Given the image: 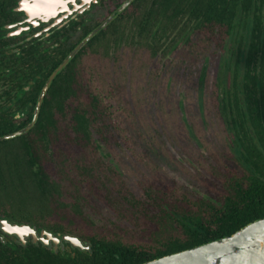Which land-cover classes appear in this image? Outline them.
<instances>
[{
    "label": "trees",
    "instance_id": "1",
    "mask_svg": "<svg viewBox=\"0 0 264 264\" xmlns=\"http://www.w3.org/2000/svg\"><path fill=\"white\" fill-rule=\"evenodd\" d=\"M135 14L134 38L76 56L35 125L0 141V212L91 249L7 241L3 264H140L264 216V0H151ZM53 69L3 93L0 135L31 122Z\"/></svg>",
    "mask_w": 264,
    "mask_h": 264
},
{
    "label": "flooded vegetation",
    "instance_id": "2",
    "mask_svg": "<svg viewBox=\"0 0 264 264\" xmlns=\"http://www.w3.org/2000/svg\"><path fill=\"white\" fill-rule=\"evenodd\" d=\"M125 1L127 0H0V111L2 115L3 106L6 104L3 93L10 90L17 96L19 92L29 94L35 91L38 89L37 82L40 81V76L43 77L51 68H54V71L84 40L86 41L74 52L68 63L76 56L86 58L88 55H104L106 44L120 37L121 39L128 37L129 40L134 38L136 8L141 14L148 8L151 0H137V4L136 0H132L104 27L99 28ZM149 31L147 26V32ZM92 33L93 35L90 36ZM137 34L141 36L140 31ZM148 39L150 37L146 36V41ZM24 100L25 103L21 106L34 105L27 98ZM20 104L21 102L12 103L13 106ZM29 112L35 113V109L34 111L29 109ZM15 117L27 120V112H17ZM3 135L5 134L0 137ZM0 152L3 167V148H0ZM3 217L5 216L0 212V264H3V244L7 241L22 242L25 245L31 241L41 242L43 246L52 249L40 239L34 240L32 234L26 235L23 242L18 235L5 232ZM62 246L68 248L66 244ZM61 248L59 246L57 251Z\"/></svg>",
    "mask_w": 264,
    "mask_h": 264
},
{
    "label": "water",
    "instance_id": "3",
    "mask_svg": "<svg viewBox=\"0 0 264 264\" xmlns=\"http://www.w3.org/2000/svg\"><path fill=\"white\" fill-rule=\"evenodd\" d=\"M131 1L132 0L125 1L99 28L104 27L106 23L116 16V14L128 6ZM93 33L90 36H92ZM90 36H88V38ZM84 41L78 44L73 52L68 55L48 77L37 101L35 113L31 122L21 130L1 136L0 140L19 136L34 126L52 81L72 59L74 52L81 47ZM3 230L9 234L18 235L23 242H25L26 235L32 234L34 240L40 239L44 244H48L54 250H57L59 246L63 247L62 245L65 241L70 243L72 247L79 248L80 250L91 249V243L89 241H84L78 235L71 233H55L46 227L39 228L32 223L11 221L6 217H3ZM140 264H264V216L246 223L230 235L156 257Z\"/></svg>",
    "mask_w": 264,
    "mask_h": 264
},
{
    "label": "rangeland",
    "instance_id": "4",
    "mask_svg": "<svg viewBox=\"0 0 264 264\" xmlns=\"http://www.w3.org/2000/svg\"><path fill=\"white\" fill-rule=\"evenodd\" d=\"M175 64V63H174ZM173 64V65H174ZM175 65H177V64H175ZM153 68V67H152ZM199 70V69H198ZM199 74H200V71L198 72ZM198 73H197V75H198ZM160 80V79H159ZM135 95L137 96V93H135ZM154 157H155V154H154ZM166 158L167 157H165V156H161V157H159V160L161 161V162H163V161H165L166 160ZM155 159H157V157H155ZM83 239V238H82ZM84 241H87V239H83ZM66 250H68V248H65Z\"/></svg>",
    "mask_w": 264,
    "mask_h": 264
}]
</instances>
